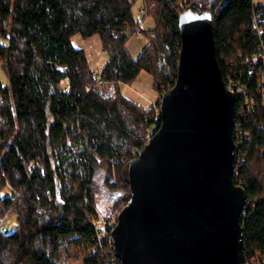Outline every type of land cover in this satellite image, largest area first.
Here are the masks:
<instances>
[{"label":"trees","instance_id":"trees-1","mask_svg":"<svg viewBox=\"0 0 264 264\" xmlns=\"http://www.w3.org/2000/svg\"><path fill=\"white\" fill-rule=\"evenodd\" d=\"M136 1L0 0V35L7 40L0 42V70L8 75L4 84L0 74V219L15 212L18 221L0 231V264H121L97 247L92 221L109 218L131 198L128 165L150 127L161 126L156 106L177 80L180 16L188 8L213 14L224 78L244 89L234 124V179L248 193L243 257L264 250V64L254 58L260 37L253 19L258 10L264 18V2L142 0L143 17H153L155 26L135 57L127 40L140 30ZM76 34L100 37L109 55L102 83L85 48L74 44ZM143 70L158 93L149 107L121 90ZM101 193L113 201L105 217Z\"/></svg>","mask_w":264,"mask_h":264},{"label":"water","instance_id":"water-1","mask_svg":"<svg viewBox=\"0 0 264 264\" xmlns=\"http://www.w3.org/2000/svg\"><path fill=\"white\" fill-rule=\"evenodd\" d=\"M175 85L161 126L128 165L131 198L113 231L122 264H244L248 202L234 179L237 95L217 56L213 14L180 16Z\"/></svg>","mask_w":264,"mask_h":264},{"label":"rangeland","instance_id":"rangeland-1","mask_svg":"<svg viewBox=\"0 0 264 264\" xmlns=\"http://www.w3.org/2000/svg\"><path fill=\"white\" fill-rule=\"evenodd\" d=\"M256 1L258 3L264 2V0ZM141 8L142 0H137L134 13L136 18L141 22L140 30L132 33L127 40V47L130 53L135 57L139 56L149 43L147 32L155 26V19L151 16L144 18V13L141 11ZM0 42H7V40L4 36L0 35ZM74 44L84 46L87 49L89 59L96 73L102 72L109 61V55L101 46L98 35L83 38L80 34H77L74 38ZM0 74L4 84H8V75L6 71L1 69ZM121 90L125 95L131 97L145 107L151 106L158 98V93L153 87V78L146 70H143L132 83H121ZM105 194L101 193L98 197V210L101 217L110 214L113 206L112 199ZM17 225V214L15 212L8 213L1 222V226L5 231H12Z\"/></svg>","mask_w":264,"mask_h":264},{"label":"built area","instance_id":"built-area-1","mask_svg":"<svg viewBox=\"0 0 264 264\" xmlns=\"http://www.w3.org/2000/svg\"><path fill=\"white\" fill-rule=\"evenodd\" d=\"M141 11L143 13L145 12V7L143 5L141 8ZM253 19H254L255 30L259 34V37H260V52L254 58L262 60L264 64V25L262 24V22L264 21V18L262 17L261 10L254 12ZM97 79L100 83H102L103 80H102V76L100 73H97ZM69 83L70 81L67 79L61 80V84H63L65 88L69 87ZM261 83L264 87V73L261 74ZM232 85H233L232 87L231 86H228V87L232 89L236 93L237 96L245 95L243 86L237 85L235 83H233ZM250 103H253V99L245 96L246 106H250L251 105ZM156 110L158 111V114L156 117L157 119L160 120L161 119V104L156 106ZM156 131L157 130L155 129V127H150L149 133H148V139L151 138L155 134ZM4 180L6 181L7 186L11 191L13 190L15 193L21 194V192L14 190L13 186L11 185V183L8 181L7 178H4ZM121 209L122 208L118 209L115 212H112L109 218H101V219L92 221L93 225L96 228V237L98 241L97 247L105 253L106 252H109L110 254L113 253L112 255H114L115 257L113 259L114 262L116 261L121 262L119 258L115 255V239L113 236V231L116 228L118 221H119V213ZM3 219L4 218L0 219V231L7 233L8 231H5L1 226V222L3 221ZM243 259H244V264H264V250L257 251V253L254 256L252 257L247 256L246 258L243 257Z\"/></svg>","mask_w":264,"mask_h":264},{"label":"crops","instance_id":"crops-1","mask_svg":"<svg viewBox=\"0 0 264 264\" xmlns=\"http://www.w3.org/2000/svg\"><path fill=\"white\" fill-rule=\"evenodd\" d=\"M77 36V34L75 35V36H73V42H74V38ZM98 40L100 41V44H101V40H100V37L98 36ZM76 46H78V47H84V46H82V45H76ZM85 48V47H84ZM85 50H86V52H87V49L85 48ZM87 55H88V52H87ZM88 58H89V56H88ZM90 60V59H89ZM90 63H91V61H90ZM91 65H92V67H93V69H94V66H93V64L91 63ZM95 70V69H94ZM96 71V70H95Z\"/></svg>","mask_w":264,"mask_h":264}]
</instances>
